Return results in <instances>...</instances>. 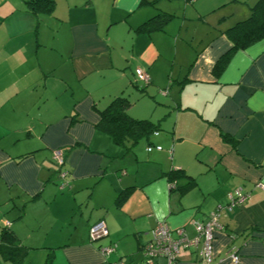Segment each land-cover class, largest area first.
<instances>
[{
  "label": "crops",
  "instance_id": "1",
  "mask_svg": "<svg viewBox=\"0 0 264 264\" xmlns=\"http://www.w3.org/2000/svg\"><path fill=\"white\" fill-rule=\"evenodd\" d=\"M25 1L0 0V234L12 233L22 264H145L158 223L194 241L218 207L210 264H264V38L215 70L233 49L225 31L257 0H54L50 13ZM161 12L172 15L162 29H138ZM120 95L155 126L131 148L97 128ZM237 188L248 196L227 210ZM98 220L108 236L91 242ZM200 246L173 264H202Z\"/></svg>",
  "mask_w": 264,
  "mask_h": 264
},
{
  "label": "trees",
  "instance_id": "2",
  "mask_svg": "<svg viewBox=\"0 0 264 264\" xmlns=\"http://www.w3.org/2000/svg\"><path fill=\"white\" fill-rule=\"evenodd\" d=\"M27 8L33 12L50 13L54 7V0H26ZM168 13H158L142 23L138 29L141 31H153L162 29L171 19ZM233 43V49L224 54L215 64V70H220L233 50L245 48L255 41L264 38V0H257L250 8L247 18L237 22L234 26L225 31ZM130 101L125 96L113 98L102 110H99V122L97 128L108 135L118 144L127 148L134 146L141 138L148 136L155 130L154 124L147 119H135L127 113ZM223 139L229 140L223 135ZM176 175V174H175ZM175 184V181H172ZM189 184H193L189 182ZM124 193L117 198L119 202ZM0 258L2 261H9L11 264H22L25 257L24 252L17 246L15 238L9 231H2L0 234ZM51 257L48 255L45 264H50Z\"/></svg>",
  "mask_w": 264,
  "mask_h": 264
},
{
  "label": "built area",
  "instance_id": "3",
  "mask_svg": "<svg viewBox=\"0 0 264 264\" xmlns=\"http://www.w3.org/2000/svg\"><path fill=\"white\" fill-rule=\"evenodd\" d=\"M135 76L137 80L148 82L149 77L145 71L140 68L135 69ZM157 134V132H155ZM152 149L160 150L161 146H148L147 151ZM52 159L59 167L58 176L60 179L59 188L62 189L68 186L67 170H62L61 167L64 164L63 153L60 149H54L52 151ZM264 187V185H259ZM247 192L241 188H237L233 194H229L228 203L225 208L232 210L234 206L242 204L247 198ZM220 207L211 212L206 222H196L194 225L196 237L194 241H191L182 228H176L174 231L165 223H158L153 229H151V237L148 242L142 245V252L145 259V264H158V258H165V264H173L177 258V253L181 249H187L192 243L201 242L200 249L198 250V256L202 264H210L213 258V240L215 229L220 228L218 222ZM174 233V234H173ZM89 240L91 242L100 240L108 236V230L105 223L102 220L94 222L88 230ZM100 251L104 256H107L114 252L115 245L109 244L100 246ZM230 258L234 263L239 261V256L236 248L232 247L230 252ZM103 264H127L126 258H120L113 263Z\"/></svg>",
  "mask_w": 264,
  "mask_h": 264
},
{
  "label": "rangeland",
  "instance_id": "4",
  "mask_svg": "<svg viewBox=\"0 0 264 264\" xmlns=\"http://www.w3.org/2000/svg\"><path fill=\"white\" fill-rule=\"evenodd\" d=\"M143 83H145L144 81H142ZM161 91H163V89H160ZM149 91H151L150 89H149ZM160 92V91H159ZM161 93V92H160ZM36 258V256H34V259Z\"/></svg>",
  "mask_w": 264,
  "mask_h": 264
}]
</instances>
